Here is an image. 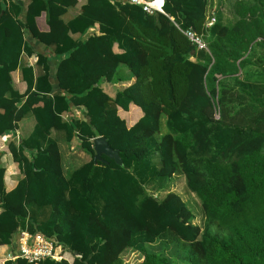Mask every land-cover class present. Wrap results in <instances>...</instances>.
Masks as SVG:
<instances>
[{"label":"trees","instance_id":"obj_1","mask_svg":"<svg viewBox=\"0 0 264 264\" xmlns=\"http://www.w3.org/2000/svg\"><path fill=\"white\" fill-rule=\"evenodd\" d=\"M163 10L0 0V141L19 174L6 189L0 147V264H125L127 252L139 255L130 264H264V0H164ZM29 35L58 60V90ZM102 79L119 84L113 94ZM26 116L33 127L19 134ZM99 135L122 165L93 162ZM179 175L196 204L168 189ZM23 232L65 255L5 258Z\"/></svg>","mask_w":264,"mask_h":264},{"label":"built area","instance_id":"obj_2","mask_svg":"<svg viewBox=\"0 0 264 264\" xmlns=\"http://www.w3.org/2000/svg\"><path fill=\"white\" fill-rule=\"evenodd\" d=\"M135 5H138L146 13H153L159 11L165 13L163 10L164 0H122ZM215 16L211 15L207 21L206 26H210L214 23ZM185 36L196 45L199 49H207L206 43L204 42L201 35L197 34L191 28L182 30ZM218 112L215 113V117L218 118ZM18 245L16 251L8 253L7 259H16L21 257L28 262L36 263L42 258H52L60 260L63 257L62 247L55 243L53 239L45 236L40 232L30 234L23 232L18 239Z\"/></svg>","mask_w":264,"mask_h":264},{"label":"crops","instance_id":"obj_3","mask_svg":"<svg viewBox=\"0 0 264 264\" xmlns=\"http://www.w3.org/2000/svg\"><path fill=\"white\" fill-rule=\"evenodd\" d=\"M72 8V12L73 14H76L78 12V6H70L68 8V10H70ZM37 26L39 28L40 31H47L49 29L48 24L46 23L45 20V16L44 14L39 16L37 19ZM92 28H90L89 30H91ZM27 40L29 41L31 47L35 50H37V52L42 53L44 55L49 56V60H48V64H49V79L51 80V84H52V91L58 90V81H57V66H58V60L53 58L50 53H51V47L45 45L43 42H39L37 41V39H35L34 37H31L30 35L27 37ZM28 58V57H27ZM33 60L35 61V55H33V57L28 58V63L33 65ZM35 72H40L41 71V67L40 66H35ZM14 78L16 83L19 84V88L20 89H24V84L19 82V72L16 71L14 73ZM101 85L106 88L110 93H114L116 88L119 86L118 83H112V82H108L104 79L100 80ZM74 113L77 116H80L81 113L78 109L74 110ZM131 121V120H130ZM129 121V122H130ZM33 118L32 117H24L22 118L19 122H18V130L17 133L19 134H27L30 132V130L33 127ZM18 134V136H19ZM16 136V137H18ZM0 147L4 150V154L2 155V162L5 166V174H4V183H5V187L6 189L10 188L14 183H16L17 178H18V173L16 172L17 169H15V164L13 163L10 154L8 153L7 150V145L4 142V140L0 141ZM10 161V162H9ZM9 162V163H8ZM4 248V247H3ZM3 248H1L3 250ZM4 252L6 253V255H8V253H10V249H6L4 250ZM4 253V255H5Z\"/></svg>","mask_w":264,"mask_h":264},{"label":"rangeland","instance_id":"obj_4","mask_svg":"<svg viewBox=\"0 0 264 264\" xmlns=\"http://www.w3.org/2000/svg\"><path fill=\"white\" fill-rule=\"evenodd\" d=\"M131 115V114H130ZM138 116L135 115L133 119H136ZM129 118L130 116H124L123 119L125 120L126 125L129 123ZM169 190H173L177 193H179L182 198L186 201L189 202L191 204H196L197 203V196L195 197L192 192H190L186 186L185 183V178L183 175H179V176H173L170 186L168 187ZM190 192V193H189ZM199 201V199H198ZM195 205H193L192 207H194ZM191 207V206H190ZM191 207V208H192ZM201 209L200 205H199V210ZM198 218L195 219L196 222H199V215H197ZM62 253L63 255H65V251L62 249ZM8 256L5 253V258H7ZM66 257L67 254H66ZM139 258V255L137 253L132 254V252H127L123 255V259L125 260V264H130V263H134L137 259ZM69 260H71L70 257H68Z\"/></svg>","mask_w":264,"mask_h":264},{"label":"water","instance_id":"obj_5","mask_svg":"<svg viewBox=\"0 0 264 264\" xmlns=\"http://www.w3.org/2000/svg\"><path fill=\"white\" fill-rule=\"evenodd\" d=\"M91 140L94 151L92 157L94 163L98 161L107 163L108 161L103 157L106 156L113 159L116 164L122 165L123 161L119 155V149L111 147L108 140L104 136H95Z\"/></svg>","mask_w":264,"mask_h":264}]
</instances>
